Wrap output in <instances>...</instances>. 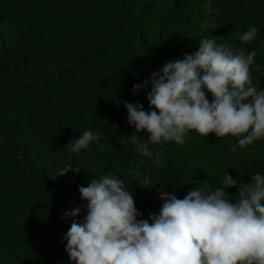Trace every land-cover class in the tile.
Returning a JSON list of instances; mask_svg holds the SVG:
<instances>
[{
    "label": "trees",
    "instance_id": "16d2710c",
    "mask_svg": "<svg viewBox=\"0 0 264 264\" xmlns=\"http://www.w3.org/2000/svg\"><path fill=\"white\" fill-rule=\"evenodd\" d=\"M250 27L256 38L241 42ZM214 37L255 51L250 74L264 87V0H0V264H72L65 236L87 214L79 187L92 179L124 180L149 219L159 188L182 199L222 187L227 172L241 186L264 174V138L242 149L237 137L192 131L181 145H149L160 163L134 151L123 103L148 111L150 89L133 95V85ZM89 130L100 138L88 150L66 147Z\"/></svg>",
    "mask_w": 264,
    "mask_h": 264
},
{
    "label": "clouds",
    "instance_id": "9594fccd",
    "mask_svg": "<svg viewBox=\"0 0 264 264\" xmlns=\"http://www.w3.org/2000/svg\"><path fill=\"white\" fill-rule=\"evenodd\" d=\"M203 7L213 11L210 2ZM256 36L250 27L239 40L248 43ZM216 41L200 40L195 53L166 61L133 85V95L150 89L148 111L140 103H123L135 129L130 137L135 152L160 163V151L149 145H181L192 131L237 137L242 149L264 138V87L254 85L250 74L256 52H234ZM140 133L148 134L143 142ZM99 138L84 131L66 147L79 154ZM135 176L142 185L150 183L139 170ZM251 178L241 186L227 172L222 187H196L182 199L159 188L163 203L149 219L142 218L124 180L113 174L92 179L79 187L87 214L83 221L73 220L65 251L72 264H264V174ZM226 189H238V195L230 197ZM81 211L65 216L76 218Z\"/></svg>",
    "mask_w": 264,
    "mask_h": 264
}]
</instances>
